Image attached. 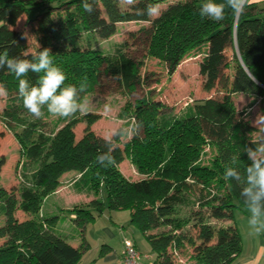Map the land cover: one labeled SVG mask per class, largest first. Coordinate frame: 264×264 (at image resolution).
I'll use <instances>...</instances> for the list:
<instances>
[{"label":"trees","instance_id":"1","mask_svg":"<svg viewBox=\"0 0 264 264\" xmlns=\"http://www.w3.org/2000/svg\"><path fill=\"white\" fill-rule=\"evenodd\" d=\"M88 2L90 14L82 0H0V54L32 59L48 48L53 64L66 76L62 87L79 88L86 82L81 97L94 92L105 76L131 96L148 85V75L141 72L143 60L127 54L125 41L106 53L93 45L113 36L120 23L142 22L148 26L137 32L148 38L145 57L157 60L171 74L193 51L201 56L204 89L219 87L223 94L198 99L178 113L147 94L134 99L131 136L120 147V138L127 137L122 130L104 139L86 129L77 140L73 122H67L46 133L44 118L51 115L47 108L42 109V118L33 117L18 94L19 80L7 68L0 69V85L6 89L0 121L17 138L23 158L18 194L0 188V215L5 218L0 227V264H78L89 247L85 227L103 208L129 212V224L155 255L153 264H174L175 255L187 245L193 248L192 264H232L242 251L234 212L249 213L240 195L243 182L226 179L225 169L237 166L243 175L251 163L246 150L259 142L252 136L255 128L245 110L258 98L264 103V7L249 2L239 16L225 8V18L214 21L200 16L205 0H138L131 6L124 0ZM150 4L161 7L154 16L145 11ZM22 14L32 15L35 23L38 46L33 51H27L24 38L13 29ZM43 74L29 72L21 79L38 86ZM237 94L250 98L244 110L236 109ZM205 147L210 150L207 160ZM106 153L113 157L109 165L97 160ZM125 159L141 179L132 181L120 171ZM69 171L79 174L77 188L93 195L88 203L66 209L78 230L77 247L56 228L57 215L38 214L43 197L54 192L61 175ZM17 208L31 217L18 222ZM223 220L227 224H216Z\"/></svg>","mask_w":264,"mask_h":264},{"label":"rangeland","instance_id":"2","mask_svg":"<svg viewBox=\"0 0 264 264\" xmlns=\"http://www.w3.org/2000/svg\"><path fill=\"white\" fill-rule=\"evenodd\" d=\"M157 8L159 10L161 7L158 6ZM157 12L153 14V16L156 15ZM30 17H32V15L22 14L13 27V29L21 35L22 33H27L26 38H24L27 51H33L36 46H38L37 37L33 31L35 23ZM117 26L118 30L113 36L106 40H98L94 43L93 47L106 53L112 50L113 44L123 41L127 42V54L136 60H143L144 62L141 72L148 75V85L138 87L131 96H127L118 91L117 85L111 79L101 76L95 91L81 96L82 99H87L89 101V110L85 113L77 112L71 117L50 115L44 118L45 126L43 129L46 133L49 134L54 132L67 122H73V131L77 140L82 137L86 129H89L94 134L104 139H110L116 131L122 130V132L127 135V137H121L119 140V146L122 147V144L131 136L130 129L133 119L130 118V115L132 114L131 106L133 105L134 99L147 94L151 96L153 100L160 101L167 107L172 108L174 113H178L185 108L187 104H191L198 99L222 96L223 93L220 91L219 87H214L210 90L204 89L203 79L199 75L198 64L201 59L200 55L191 51L182 59L174 72L169 74L165 70L164 65L160 62L145 57L148 38L145 37L143 33H138L137 30L141 26H148L147 23L125 22ZM129 33H133V35H131L132 37L129 36ZM233 101L236 109L241 111L246 108L249 99L247 95L237 94L234 95ZM260 103L261 99L258 98L257 102L250 109L245 110L249 123L255 128L252 136L258 141L261 136H264V132L261 131V129L264 128V122H260L258 119L259 116H264V103ZM105 104L111 106L110 111L104 110ZM4 105L5 95H0V114ZM121 112L124 116L123 118L121 117ZM204 151V160H207L210 155V150L205 147ZM22 160L21 148L17 138L12 133L8 132L0 121V188L7 193L18 194V188L22 182ZM125 160L122 164L124 162L126 164L120 166V171L132 181L141 179L142 175L138 174L136 170L130 166L129 160ZM78 175L76 171H69L62 174L58 180L59 184L55 191L43 197L38 214L47 216L52 215L48 213V210L53 204L57 205L59 209L67 205L70 206L72 204L71 202L76 199V197H74V190L77 188V182L74 183V179H76ZM105 197V191L102 190L100 198L103 202H105ZM103 210L99 214L102 216L100 218H106L105 215L103 216L104 211L109 214L107 215L108 217L110 216L109 212H111L112 215L126 214L125 212H127L126 210H118L113 213V211L107 208ZM59 211L62 212L61 214H58L59 212L56 214L59 217L58 222L66 229L71 227L72 231L73 221L71 222L70 220L72 216L65 210L63 211V209ZM182 215H184V213H182ZM14 216L18 222L25 221L31 217L29 213H25L18 208L15 209ZM249 217L250 214L245 215L238 210L234 212V223L239 230L242 251L232 264H264V232L253 234L251 230L259 225L251 226L249 224ZM4 220V216L0 215V227L4 224ZM227 222L228 221L223 220L216 224H227ZM73 231H77L75 225ZM190 233L193 235L195 244H198L199 239L196 237L195 231L191 230ZM143 240L141 241L142 244H139V247L145 244L143 242L146 241L145 239ZM2 243L3 240H0V244ZM192 249V245H187L184 251L175 255L174 264H192ZM148 251L152 252L150 247L147 252Z\"/></svg>","mask_w":264,"mask_h":264},{"label":"clouds","instance_id":"3","mask_svg":"<svg viewBox=\"0 0 264 264\" xmlns=\"http://www.w3.org/2000/svg\"><path fill=\"white\" fill-rule=\"evenodd\" d=\"M138 0H124L127 5H135ZM249 4V0H225V3H216L214 0H205L200 7V16L207 17L214 21H221L225 18V8L232 10L235 16L242 15ZM82 7L89 14L93 11L88 0H82ZM146 13L152 16L158 11L157 6L148 5ZM27 33H22V38H26ZM51 51L48 48L39 50L33 54L32 59L10 58L7 52L0 54V69L7 68L14 73L19 80V96L23 100V106L35 118H42L47 108L48 113L57 117H71L77 112L85 113L89 110L90 103L87 99H82L80 93L86 89V82L81 83L79 88L75 85H64L66 76L64 72L53 64ZM29 72L44 73L39 78L38 86H29V82L21 77ZM0 95H6V89L0 85ZM105 111H110L111 106L105 104ZM260 122H264V116L258 117ZM264 132V128L261 129ZM118 135V134H117ZM247 157L251 162L241 174L237 166H229L225 169L226 179L243 182L244 187L240 195L244 197V203L250 214L249 224L254 227L251 232L260 234L264 232V136L259 138L258 145L246 150ZM101 163L107 161L113 163L110 154L98 156ZM232 164H237V158H232ZM106 165V166H107Z\"/></svg>","mask_w":264,"mask_h":264},{"label":"crops","instance_id":"4","mask_svg":"<svg viewBox=\"0 0 264 264\" xmlns=\"http://www.w3.org/2000/svg\"><path fill=\"white\" fill-rule=\"evenodd\" d=\"M217 1L218 3H225V0H217ZM249 2L255 3L261 8L264 7V0H249ZM248 99L250 100L249 97ZM123 164L126 163L124 162ZM123 164L121 162L119 164V168ZM130 166L132 165L130 164ZM77 178L78 177H76V179ZM76 179H74V181H76ZM74 194H75L74 197H76V199L73 202H71L72 204L70 206L67 205L64 208H61L63 209V211L64 210L66 211V209L70 208L74 204L88 203L93 198V195L89 193L85 188H79V189L76 188V190H74ZM61 209L57 208V205L53 204L51 208L48 210V213L52 215H56L57 212H59L58 214H61L62 211H59ZM114 212L117 211H113V213ZM103 213H102L103 216L105 215L106 218H100L102 216L96 215L95 218L85 227L83 236L87 241L89 247L87 251L83 253L78 264H120L124 239L133 240L137 250L140 253H142L143 256H146L143 257L142 264H153L154 254L149 251L147 252V250H149V246H147L148 244L146 242H143L145 244L139 247V244L140 243L142 244L141 241L144 238L142 234L134 226L129 224V217H130L129 212L128 211L125 212L126 214H113V215L111 214V212H109L110 213L109 217L107 216L109 214H107L105 211ZM70 220L72 222L71 217ZM73 224L74 223L72 222V227H73L72 231H71V227L66 229L64 226H61V224L58 221L56 223V228L68 236V241L72 246L77 247L80 243V239H79L78 230L73 231L74 230Z\"/></svg>","mask_w":264,"mask_h":264},{"label":"built area","instance_id":"5","mask_svg":"<svg viewBox=\"0 0 264 264\" xmlns=\"http://www.w3.org/2000/svg\"><path fill=\"white\" fill-rule=\"evenodd\" d=\"M143 257L146 256L137 250L133 240L124 239L120 264H142Z\"/></svg>","mask_w":264,"mask_h":264}]
</instances>
